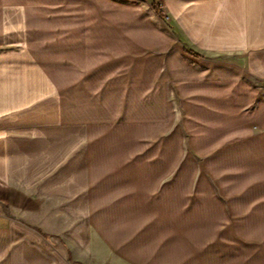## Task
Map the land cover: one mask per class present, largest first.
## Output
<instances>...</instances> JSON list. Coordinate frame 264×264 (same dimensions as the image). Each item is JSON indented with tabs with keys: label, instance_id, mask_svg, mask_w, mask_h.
Wrapping results in <instances>:
<instances>
[{
	"label": "crops",
	"instance_id": "0c3cea01",
	"mask_svg": "<svg viewBox=\"0 0 264 264\" xmlns=\"http://www.w3.org/2000/svg\"><path fill=\"white\" fill-rule=\"evenodd\" d=\"M163 35L115 0H0V264H264V96L235 66L175 76L191 152L224 140V206L183 196Z\"/></svg>",
	"mask_w": 264,
	"mask_h": 264
},
{
	"label": "rangeland",
	"instance_id": "374dc122",
	"mask_svg": "<svg viewBox=\"0 0 264 264\" xmlns=\"http://www.w3.org/2000/svg\"><path fill=\"white\" fill-rule=\"evenodd\" d=\"M115 1L131 7L134 18L139 17L148 22L150 37L157 38L159 34H164L172 38L164 48L151 51L149 54L150 63L156 59L162 63L176 51L179 57L178 65H181L180 71L176 73L168 71L163 66L150 72L151 77L156 80L159 78L161 92L164 93L166 139L170 134L175 135L168 139L167 142L174 139L171 143L166 142V150L172 145L179 148L183 196L211 195L224 206V201L217 190L224 185L221 184L224 183V179L215 184L203 174L211 166L209 158L213 157L220 161L224 152V140L206 155L191 152V131L184 121V109L187 105L183 102L187 98L176 91L178 80L175 76L185 77L184 86L189 92L193 91L196 85L208 82L199 79L197 81V71L211 74L219 66L224 68L235 66L245 83L256 89L259 96H264V0ZM188 51L197 57L189 55ZM150 89L154 91L155 88ZM208 137L209 135L205 138ZM165 155L167 159L170 153ZM219 163L221 164V161ZM189 184L194 187L190 193ZM218 209V206H213V223L224 224Z\"/></svg>",
	"mask_w": 264,
	"mask_h": 264
}]
</instances>
